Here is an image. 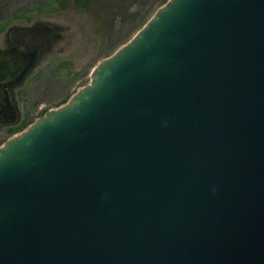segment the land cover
<instances>
[{
  "label": "water",
  "instance_id": "1",
  "mask_svg": "<svg viewBox=\"0 0 264 264\" xmlns=\"http://www.w3.org/2000/svg\"><path fill=\"white\" fill-rule=\"evenodd\" d=\"M0 264H264V0L167 1L7 140Z\"/></svg>",
  "mask_w": 264,
  "mask_h": 264
},
{
  "label": "rangeland",
  "instance_id": "2",
  "mask_svg": "<svg viewBox=\"0 0 264 264\" xmlns=\"http://www.w3.org/2000/svg\"><path fill=\"white\" fill-rule=\"evenodd\" d=\"M167 1L106 0L86 12L67 0H0V43L12 28H54L17 87L27 93L25 104L18 103L20 121L25 122L0 126V147L36 122L40 113L69 104L90 83L92 71L129 43Z\"/></svg>",
  "mask_w": 264,
  "mask_h": 264
},
{
  "label": "flooded vegetation",
  "instance_id": "3",
  "mask_svg": "<svg viewBox=\"0 0 264 264\" xmlns=\"http://www.w3.org/2000/svg\"><path fill=\"white\" fill-rule=\"evenodd\" d=\"M35 27V26H34ZM33 27L29 28H12L6 34V40L0 43V55L9 57L12 60H18V66L21 65L20 61H24L31 52H40L43 50L47 44L48 39L51 37L52 32L43 41L41 48H36L32 45L31 40H23L20 38L19 33L21 31H28ZM24 63V62H23ZM17 76L11 77L6 82L0 83V126H11L20 121V112L18 111V103L22 102L25 104L26 101V91L24 90L20 93L17 89L19 84L25 80L28 72L30 71V66H23Z\"/></svg>",
  "mask_w": 264,
  "mask_h": 264
},
{
  "label": "trees",
  "instance_id": "4",
  "mask_svg": "<svg viewBox=\"0 0 264 264\" xmlns=\"http://www.w3.org/2000/svg\"><path fill=\"white\" fill-rule=\"evenodd\" d=\"M67 1L73 2V4H76L78 9L82 11L91 12L92 8L97 9V6L98 4H100V1H106V0H67ZM99 10L101 12V9H98V11Z\"/></svg>",
  "mask_w": 264,
  "mask_h": 264
},
{
  "label": "bare ground",
  "instance_id": "5",
  "mask_svg": "<svg viewBox=\"0 0 264 264\" xmlns=\"http://www.w3.org/2000/svg\"><path fill=\"white\" fill-rule=\"evenodd\" d=\"M4 145H5V143L2 146H4Z\"/></svg>",
  "mask_w": 264,
  "mask_h": 264
}]
</instances>
